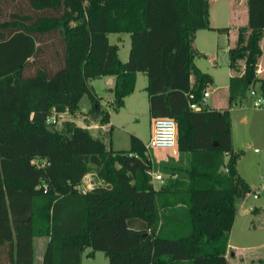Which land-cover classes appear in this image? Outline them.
Returning a JSON list of instances; mask_svg holds the SVG:
<instances>
[{
	"label": "trees",
	"instance_id": "trees-1",
	"mask_svg": "<svg viewBox=\"0 0 264 264\" xmlns=\"http://www.w3.org/2000/svg\"><path fill=\"white\" fill-rule=\"evenodd\" d=\"M210 0H0V264H34V239L47 238L41 264H81L85 248L108 264H230L236 205L251 190L238 175L230 108L255 89L264 38V0H247V26L228 46V108H188L212 83L194 60L199 29L212 28ZM128 33L127 61L98 42ZM229 36V35H228ZM147 76L153 119L175 121L178 158L152 161L131 136L114 150L75 119L88 94L90 115L110 111L88 86L113 75L112 110L124 106L137 74ZM69 113L70 117H64ZM54 117L55 122H47ZM216 143V144H215ZM37 162V163H36ZM150 171L165 176L155 187ZM94 173L93 189H80ZM139 218L146 230L129 228Z\"/></svg>",
	"mask_w": 264,
	"mask_h": 264
},
{
	"label": "rangeland",
	"instance_id": "rangeland-1",
	"mask_svg": "<svg viewBox=\"0 0 264 264\" xmlns=\"http://www.w3.org/2000/svg\"><path fill=\"white\" fill-rule=\"evenodd\" d=\"M232 10L236 13V18H234ZM209 17L212 25L218 26V24H223V26H230L229 36L223 33H217L214 30L202 31V35H200L201 33L197 34L198 41L203 43L205 51L209 53L208 57L198 58L205 67V72L209 73L213 78V82L207 87V90L211 91V96L225 101L227 96V81L230 74L228 70L227 48L235 39L232 34L235 35L236 25L248 23L247 0H210ZM107 38L105 46H102L98 42L97 59L103 64L108 57L107 46L117 45V56L123 62L127 61L130 46L129 34L127 32H112L107 35ZM262 45H264V39ZM213 57L216 61L215 63L211 61ZM261 60H263V55ZM106 78L108 76L103 75L92 77L88 80V86L94 93L103 97L104 105L102 107L110 111L113 127L108 131L101 129L102 132H107L104 134L103 139H106L107 144H111V148L115 150H129L132 148L130 136L136 133L142 141L140 142L146 145L152 130L149 97L148 92L145 91L147 77L142 73L138 74L133 93L128 95L125 99V106L118 111L112 110L110 102L107 101L113 94L106 86ZM255 89H257V86ZM90 109L91 100L89 95L85 93L79 100V110L87 115ZM68 116L70 115L67 114L64 117ZM74 117L79 125L92 127L90 130L93 131V135L99 136L97 133L100 130L99 127H94V124L97 122L95 123L91 119H82L81 116ZM243 117H246V119H243ZM230 122L232 126L231 136L233 149L235 153L239 154L236 162L237 172L239 177L248 184L251 190L248 193L249 195L246 198L247 202H245L244 207L246 210L251 206L256 208V211L253 212L255 214L250 216L252 224L255 226V229L251 227L253 231L249 233L252 237L244 234V232L242 233L238 228L231 234V245L233 249H238L239 252L237 254L239 255H237V258L235 256L230 257V259L238 264H264V188L262 187L264 182L262 179V175L264 174V107H253L252 98L248 97L241 104L231 107ZM147 151L152 161L157 164L166 161L168 158L177 159L179 156L177 151L174 154L173 150L168 148L160 149L151 147ZM162 158L164 160L158 162ZM90 177H93V173L89 174L88 178ZM164 178L165 176H163ZM154 183L156 187L159 186L157 181ZM256 189H259V196L253 198L252 192ZM130 227L137 230H146L147 224L139 218H131ZM95 252V257H90L84 252L82 263L108 264V258H106L102 251ZM35 253L36 255L38 254L37 249ZM229 256L228 254V258ZM259 259H262V261L259 262Z\"/></svg>",
	"mask_w": 264,
	"mask_h": 264
},
{
	"label": "crops",
	"instance_id": "crops-1",
	"mask_svg": "<svg viewBox=\"0 0 264 264\" xmlns=\"http://www.w3.org/2000/svg\"><path fill=\"white\" fill-rule=\"evenodd\" d=\"M210 8V7H209ZM232 12H233V16H234V18H236V13L234 12V10H232ZM248 24V23H247ZM247 24H243V25H236L237 26V28L238 27H240V26H247ZM210 26L212 27V28H218V27H228V28H230V26H223V24H218V26H215V25H212L211 23H210ZM236 28V29H237ZM205 30H208V29H199V31H197L196 33H195V35H196V38H195V42H194V45H195V47H196V49L199 51V52H201L202 54H204L203 56H200V57H208V55H209V53H207L206 51H205V49H204V47H203V43L200 41H198V33L200 34V35H202L203 34V32L202 31H205ZM232 34V33H231ZM228 35H230V32H229V34ZM232 36H235L234 34H232ZM264 39V38H263ZM263 39H262V43H263ZM262 43H261V47H262V52H263V60H261L262 59V56H261V59H260V64H259V71L261 72V73H264V45H262ZM199 57V58H200ZM120 58V57H119ZM121 59V58H120ZM197 60H194V63H195V66L197 67V69L200 71H202V72H205V67L202 65V63L199 61L200 59H198V58H196ZM212 60V62H216L215 60H214V57L213 58H211ZM200 62V63H199ZM229 70V69H228ZM139 74V73H138ZM138 74H137V78H138ZM230 75H231V71H230V74H229V77H230ZM147 77V76H146ZM137 78H136V81H137ZM211 79H212V82H213V78L211 77ZM114 80H115V78H114V76L113 75H109L108 76V78H106V86L108 87V90H110L111 91V89H112V87H113V84H114ZM228 80H229V78H228ZM136 85V84H135ZM227 86H228V81H227ZM135 88V87H134ZM215 91V90H214ZM133 92V91H132ZM112 94H113V92H112ZM132 94V93H131ZM130 94V95H131ZM103 97H101V101H100V104H101V107H102V105H104V101H103V99H102ZM127 98V97H126ZM125 98V99H126ZM250 98V97H249ZM112 99H113V96L109 99V100H107V101H109V102H111L112 101ZM106 103V102H105ZM124 106H125V100H124ZM123 106V107H124ZM103 108V107H102ZM207 108H209V109H216V110H223V109H226V108H228V90H227V96H226V99H225V101L223 100V99H216V97H213V96H211V91H210V96L208 97V100H207ZM105 109V108H104ZM231 109V108H230ZM80 113H79V112ZM78 111H77V113L75 114V116H77V117H79V116H81V118L82 119H91L92 121H94L95 123L97 122V119H96V116L95 115H90V110H89V112L87 113V115H89V116H87V115H85V114H83V112H81L80 110H79V108H78ZM229 112H230V110H229ZM67 114H69V113H66L65 115H67ZM64 115V116H65ZM70 117V116H69ZM243 119H246V117H243ZM153 118L151 117V128H152V122H153ZM77 121V120H76ZM77 123H78V121H77ZM79 124V123H78ZM82 126V125H81ZM230 126H231V122H230ZM83 127H85V126H83ZM94 127L96 128V127H99V129H100V131H101V129H103V131H108V130H110L112 127H113V124H112V120H111V117H110V121H109V123L108 124H105V125H99L98 124V122L96 123V124H94ZM89 130L92 128V127H87ZM231 128H232V126H231ZM153 129V128H152ZM91 132H92V134H93V131L92 130H90ZM98 134H100V133H102V132H99V130H98V132H97ZM103 133H107V132H103ZM151 133H152V130H151ZM135 136L136 138H138L140 141H141V139H140V137H138V135L136 134V133H134V134H131V136ZM95 136V135H94ZM130 136V137H131ZM150 136H151V134H150ZM231 139H232V136H231ZM142 142V141H141ZM144 146H145V144H144ZM111 147V146H110ZM115 150V149H114ZM174 153V152H173ZM164 158V157H163ZM161 159V160H159L158 162H160V161H163L164 159ZM158 173H159V171H158ZM90 174V173H89ZM89 174H87L84 178H83V180H82V183H81V186H80V189L83 191V192H85V191H87V190H90V189H93V187L94 186H96V184H99L100 183V180L96 177V175L93 173V177H90V178H88V176H89ZM88 178V179H87ZM88 180V181H87ZM249 194H247L246 195V197H244L243 199H241L238 203H237V205H236V207H237V209H236V214H235V222H234V225H233V227H232V230H231V232H230V240H229V258H228V261L230 260L231 261V259H230V257H235L236 256V258H237V255H239V254H237L239 251H238V249H236V248H234L233 249V247H232V245H231V234H233V232L235 231V230H237V228L238 229H240V231H242V233L244 232V234H248V235H250L249 237H252L251 236V234H249V233H251L250 231H253L252 230V228L251 227H253V229H255V226L252 224V221H251V215H253V214H255V213H253V212H255L256 211V208H253L252 206L250 207V208H248L247 210L245 209V207H244V205H245V202H247V196H248ZM252 213V214H249V213ZM239 220H240V223H239ZM128 226H129V228H131L130 227V219H128ZM147 229V228H146ZM34 260H35V262H34V264H41V262H42V254H43V252H44V249H45V247H46V244H47V238L46 237H40V238H36V239H34ZM38 250V254L36 255V253H35V250ZM84 252H86L87 254H88V256H90V257H95V254H96V252L95 253H92L91 254V252L89 251V248L87 247V248H85L84 249V251H83V253H82V255H81V258H82V256H83V254H84ZM230 252H232L231 254H230ZM230 261H229V263H230ZM233 261V260H232ZM231 261V263L230 264H238V263H236V262H232ZM260 261H262V259H259V262ZM83 262V258H82V261H81V264H83L82 263Z\"/></svg>",
	"mask_w": 264,
	"mask_h": 264
},
{
	"label": "built area",
	"instance_id": "built-area-1",
	"mask_svg": "<svg viewBox=\"0 0 264 264\" xmlns=\"http://www.w3.org/2000/svg\"><path fill=\"white\" fill-rule=\"evenodd\" d=\"M209 96L210 91L207 89L202 92L201 98L198 100H194L195 95L190 94L188 96V108L193 111H201V109L207 108V100ZM248 97L252 98L253 107H264V96L257 89L251 90ZM47 122H55L54 117H49ZM152 128L149 141L144 146L146 150H149L151 147L160 149L168 148L173 150L175 154L177 151L175 121L170 117L155 118L152 122ZM149 173L151 175L152 183L157 181L159 185L163 184L164 179L161 173H158L157 171H150ZM262 179L264 180V174L262 175ZM262 187L264 188V182ZM252 195L253 198H257V196H259V189L254 190Z\"/></svg>",
	"mask_w": 264,
	"mask_h": 264
},
{
	"label": "water",
	"instance_id": "water-1",
	"mask_svg": "<svg viewBox=\"0 0 264 264\" xmlns=\"http://www.w3.org/2000/svg\"><path fill=\"white\" fill-rule=\"evenodd\" d=\"M216 144V143H215Z\"/></svg>",
	"mask_w": 264,
	"mask_h": 264
}]
</instances>
